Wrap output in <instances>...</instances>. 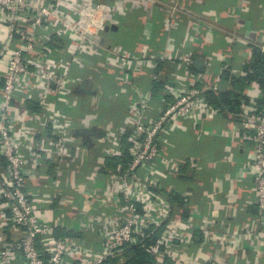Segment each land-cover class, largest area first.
Returning a JSON list of instances; mask_svg holds the SVG:
<instances>
[{"label":"built area","instance_id":"built-area-1","mask_svg":"<svg viewBox=\"0 0 264 264\" xmlns=\"http://www.w3.org/2000/svg\"><path fill=\"white\" fill-rule=\"evenodd\" d=\"M124 3L120 1L123 10L132 11ZM159 8L160 17L141 19V48L126 52L104 47L102 33L115 20V7L104 0H0V231L10 224L24 232L20 239L0 243V264H104L153 229H162L156 246L164 248L155 264H226L220 246L240 262L235 237L242 236L244 246L258 236L264 239V94L259 88L243 94L236 124L227 133L229 140L248 142L237 155L238 186L247 190V205L256 207L254 229L229 231L222 244L192 236V220L207 223L208 216L173 184L181 161L168 152L181 140L183 121L202 115L211 121L220 114L206 95L216 93L218 86L205 79L210 66L202 73L193 71L192 61L170 48L178 31L176 6L171 2ZM198 16L193 15L194 35L205 28ZM158 23L168 36L163 44L154 43L152 30ZM53 36L63 37V47L51 41ZM49 43L59 48L51 49ZM151 44L159 47L146 56L144 49ZM258 48L264 51V45ZM92 57H101L98 80L73 74ZM177 60L182 66L177 71L156 69L160 62ZM224 61L219 58V63ZM118 71L117 79L125 86L105 96L101 76L114 74L115 79ZM249 73L242 70L239 77ZM155 83L160 86L156 94ZM98 97L110 105L122 99L124 115L115 127L101 126L97 112L80 114L81 101ZM26 102H37L40 111L32 112ZM100 142L103 157L120 156L127 143V167L109 174L106 182L73 184L85 194L75 220L49 218L60 185L48 181L31 189L28 180L33 176L25 167L49 152L72 159ZM172 192L180 194L183 204L170 201ZM175 220L174 230L170 226ZM74 221L76 235L99 232L102 244L97 251L73 236L56 234L58 229H73ZM205 247L211 252L204 253Z\"/></svg>","mask_w":264,"mask_h":264},{"label":"crops","instance_id":"crops-1","mask_svg":"<svg viewBox=\"0 0 264 264\" xmlns=\"http://www.w3.org/2000/svg\"><path fill=\"white\" fill-rule=\"evenodd\" d=\"M120 1L122 2V0ZM120 1L104 0L106 4L115 7L114 23L109 24L105 32L102 33L106 49L116 50L117 44L113 42L112 38L109 39V34H116L119 31V24L125 18L128 19V15L139 14L140 19H145V22L150 21L156 11L161 12L160 5H169L173 2L176 6L173 20L177 25L179 22H181L179 24H183V31L179 35L175 33L177 35L174 37L175 40L170 43V48L177 51L178 56L181 54L184 59H190L192 61L190 69L193 71L202 73L210 66L211 70L205 79L209 84L217 85L222 92L235 91L231 78L240 76L244 69L243 66L250 59L252 47L264 45V25L260 26L259 24L264 22V0H124L127 2L124 3L125 8H132V11L126 9L124 11ZM197 5L209 6V13L202 14L203 10L199 9ZM151 6L152 10L144 9V7ZM193 15H201L200 21L205 27L195 35L192 26ZM143 20H141L142 26L144 25ZM152 33L154 38L157 37L162 44L168 41L167 32L162 23L155 25ZM191 36H195V38L192 39ZM217 36H221V39H217ZM61 46L63 47V43ZM144 53L149 56L147 55L149 49L145 48ZM219 58L225 61L219 63ZM197 61L202 64L200 68H196L194 65ZM97 63L99 64V61ZM160 64L164 67L159 69L166 72L177 71L178 67H182L178 61H166ZM100 65L99 67H102L101 62ZM224 66H227L228 69L224 70ZM85 67L86 64L83 68ZM95 71L97 73V69ZM224 72L227 73L228 79L224 78ZM88 75L91 76V74ZM117 76H121L119 71L116 72L115 78L118 81ZM256 88L258 87L255 84L249 85L248 88L242 86L240 94L255 93ZM38 94L40 95L41 92L38 91ZM101 101L100 97L86 98L84 100L85 112L96 113L98 107L104 106ZM34 103L35 111H38L39 106L37 102ZM106 112L108 113L107 117L110 115L105 120L106 122L114 116L119 117L120 103L112 104ZM238 114L239 112L229 114L227 117L219 114L211 121L202 115L200 119H187L180 124L182 134L186 133L188 148L184 157L181 154L184 160H179V162L181 161L178 168L180 176L173 184L177 185L180 192H186L187 199L190 198L195 203L199 212L208 216L207 223H203L199 219L192 220L196 225L192 231L194 239L222 244L228 240L229 231L242 232L246 229H254L253 216L257 213L256 207L247 205V190L238 186L240 163L237 155L248 146V142L243 139L229 140L227 137L231 127L236 124L235 116ZM105 121H100L99 124L105 127L110 120L107 123ZM193 165L199 169L194 170ZM104 168L107 169L108 166L99 144H95L89 151H83L82 154L81 152L77 155L74 154V157L69 160L63 159L53 152L41 154L36 162H30L25 167L27 175L33 176L28 180V186L31 189L44 187L48 181H55L60 185V195L54 199L49 218H63L64 220H75L77 217L76 207L85 197L83 191L78 189L74 193L72 191L70 193L68 191L69 184L86 186L94 179L99 183L106 182L109 175L104 174ZM176 194L180 197L179 193ZM74 222H72L73 229L71 226L70 230L58 229L56 234L73 236L86 249L97 251L102 244L99 232L89 231L85 235H76L77 226L76 221ZM176 226L175 220L170 227L175 230ZM254 231L257 234H263L260 230ZM23 236V230H17L10 224H6L0 231V243L20 239ZM234 239L235 245L239 249L238 257L241 256L242 261L231 260L224 250L225 247L220 246V256L226 264H264V239H260L258 236L256 240L251 241L249 246H244L242 236H237ZM203 252L209 253L211 250L209 247H205ZM166 263H168L167 260Z\"/></svg>","mask_w":264,"mask_h":264},{"label":"trees","instance_id":"trees-1","mask_svg":"<svg viewBox=\"0 0 264 264\" xmlns=\"http://www.w3.org/2000/svg\"><path fill=\"white\" fill-rule=\"evenodd\" d=\"M197 7L201 10L208 9L209 6L206 5H197ZM198 9V10H199ZM161 13L156 11L154 13L155 17H160ZM128 19H124L123 22L119 24V31L116 32V34L112 35L111 33L109 34L110 38L113 39V42L116 45V50L120 51H126V52H135L138 51L141 48L142 44V21L140 19L139 14H130L127 16ZM181 23V22H179ZM178 23V31L176 32L178 35L182 34L183 31V24ZM260 26L264 25V22L259 23ZM175 34V35H177ZM57 41L58 44H62L64 40L61 37L58 36H53L51 41ZM159 40L157 37L154 39L155 44H159ZM222 42V41H220ZM49 47L54 50L56 48H59L58 46L56 47L55 45H52L49 43ZM153 44L149 45L147 47V50L149 49V53L147 55H150L153 52L157 51V48L159 46H155ZM251 56L249 61L243 66L244 71L247 72L249 69L251 70V73L246 74L243 77H238V78H231V83L234 86L235 91H227V92H222L220 89L216 93L213 92H208L207 95V100L209 103L216 109H219L220 114H222L224 117H227L229 114H236L237 112H240V107H241V100L243 99V95L240 94V91L242 90V86H249L251 84H255L259 90L264 94V51H262L258 47H252L251 50ZM55 52H52V55H54ZM99 61V64L97 63ZM178 61V60H177ZM101 61V57H92L87 59L86 61V67L83 68L82 70H73L74 75L82 76L85 75L87 76L88 74H91L93 80H98L99 75L98 70L101 68L99 66ZM174 62V61H170ZM176 62V61H175ZM182 62V61H181ZM161 63V62H160ZM157 65L156 69H159L161 67V64ZM180 63V61H178ZM181 64V63H180ZM97 69V73L96 70ZM179 70V69H176ZM192 70V69H191ZM170 72V71H169ZM102 78L100 79V82L103 86L104 94L105 96L108 95V93L115 92L121 88H123L125 85L121 83V81H117L114 79V74H110L109 76H101ZM224 78L228 79L227 73L224 72ZM95 80V81H96ZM159 83H155L153 87L154 94L159 92ZM104 106L107 107V109L111 106L109 103L106 102V99H103L101 101ZM122 105V99L121 101H117ZM28 105V108L32 110V112H38L35 111L36 106L34 102H26ZM38 107V106H37ZM84 101H81V110L80 114L86 113L84 109ZM103 108V107H102ZM101 107H98L96 109L97 113L99 114L101 118V122L105 121L108 119V113L106 110L104 111ZM38 109V108H37ZM79 114V112H78ZM124 115V108L121 106V112L118 115L119 117H112L110 122L108 123L106 128L110 129L115 127L121 120ZM108 120V121H109ZM107 121V122H108ZM105 121V123H107ZM100 123V120L98 121ZM174 142V141H173ZM101 146V150H103V143H97ZM187 148H188V140L186 139V133L182 134L181 140L179 142L174 143V146L170 151L168 152V156L173 157L174 159L178 160H184V155L187 153ZM103 154V152H102ZM181 154H183L181 157ZM192 155V154H190ZM105 162L106 165L108 166V171L107 169L104 170V174H116L118 169L122 168L123 170L127 167V162L130 159L129 151H128V144L123 142V151L120 156L116 157H105ZM181 158V159H180ZM120 167V168H119ZM201 171L199 172L200 175ZM68 191H72L74 193L75 189L73 187V184H69ZM71 193V192H70ZM178 195L175 192H172L170 194V201L173 204H183V198L177 197ZM189 203H192L195 205L193 201L190 200V198L187 199ZM162 229H153L149 230L146 232L145 237L141 239L139 244H136L135 246H126L120 255H118L115 258H109L107 259L104 264H155L157 262V256L158 253L163 251L162 246H156V240L158 237L161 236ZM157 250V253L154 252L153 249ZM166 264V260H165Z\"/></svg>","mask_w":264,"mask_h":264},{"label":"water","instance_id":"water-1","mask_svg":"<svg viewBox=\"0 0 264 264\" xmlns=\"http://www.w3.org/2000/svg\"><path fill=\"white\" fill-rule=\"evenodd\" d=\"M194 65H195V67H196V68H200V66H201L202 64H201V62H200V61H197V62H195V64H194Z\"/></svg>","mask_w":264,"mask_h":264},{"label":"rangeland","instance_id":"rangeland-1","mask_svg":"<svg viewBox=\"0 0 264 264\" xmlns=\"http://www.w3.org/2000/svg\"><path fill=\"white\" fill-rule=\"evenodd\" d=\"M104 111L105 110H107V107L106 106H103V108H102ZM99 120L101 121V118H100V116H99Z\"/></svg>","mask_w":264,"mask_h":264}]
</instances>
